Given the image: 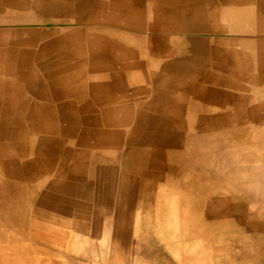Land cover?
<instances>
[{
  "label": "rangeland",
  "instance_id": "1",
  "mask_svg": "<svg viewBox=\"0 0 264 264\" xmlns=\"http://www.w3.org/2000/svg\"><path fill=\"white\" fill-rule=\"evenodd\" d=\"M99 1L0 0V244L41 236L44 254L85 236L63 264L118 263L111 250L121 264H264V158L249 152L264 143V0H182L163 28L143 17L142 34L113 35L91 22ZM107 34L143 73H95L118 54L99 50ZM147 37L162 55H145Z\"/></svg>",
  "mask_w": 264,
  "mask_h": 264
},
{
  "label": "bare ground",
  "instance_id": "2",
  "mask_svg": "<svg viewBox=\"0 0 264 264\" xmlns=\"http://www.w3.org/2000/svg\"><path fill=\"white\" fill-rule=\"evenodd\" d=\"M182 2V0H153V3L151 4L150 7H148V10L146 9V12L148 11V15H146L145 13H142V12H139V13H136L137 12V9H134L131 5H122L120 4V1L119 0H101L99 1L98 3H96L94 5L95 10H94V14L93 16L91 17V22H96V23H106L108 25H111V26H116V27H119L121 29H124V30H118V29H114L112 28L113 30L109 32V34L113 35L114 32L116 31H120L121 33L124 32V31H129V32H132L134 31V29H142V32L139 33V34H142L143 33V29H145V25L144 24H147V23H144L141 21V18L145 17L149 20H151L152 18H155L157 21L156 23H158L157 27H160V28H163L162 26V23H163V20H164V16L165 15H172L171 17L174 18L175 14H176V11L178 10L179 8V2ZM199 1V0H198ZM203 0H201V3ZM234 1V0H233ZM258 2V0H257ZM220 3V2H219ZM227 3V2H226ZM244 3V2H243ZM183 4V3H182ZM224 4V3H223ZM231 4V3H229ZM234 4V3H233ZM263 4V3H261ZM260 4V5H261ZM244 5V4H243ZM243 5H240L241 7ZM250 5V4H249ZM253 5V4H251ZM256 5V3L254 4ZM184 6V5H182ZM215 6V5H213ZM236 6V5H235ZM262 6V5H261ZM144 7V6H143ZM238 7V6H237ZM247 7V6H246ZM249 7V6H248ZM251 7V6H250ZM249 7V8H250ZM228 8H230L228 6ZM239 8V7H238ZM231 9V8H230ZM145 10V9H144ZM244 10H242V13H243ZM255 12V11H254ZM256 12H259L256 10ZM233 13V12H232ZM231 13V14H232ZM237 13V12H236ZM247 13V12H245ZM260 13V12H259ZM222 14V13H221ZM224 14V13H223ZM228 14V13H227ZM235 14V13H234ZM146 15V16H145ZM248 15V14H247ZM124 16V17H123ZM233 16V15H232ZM241 16V15H240ZM166 17V16H165ZM170 17V16H169ZM230 17V16H229ZM143 18V19H145ZM213 18H216V17H213ZM234 18V17H233ZM238 18V17H235V19ZM241 19L242 16L240 17ZM254 18H255V14H254ZM217 19V18H216ZM241 19H238V20H241ZM231 20H232V17H231ZM236 20V21H238ZM218 21H220L218 19ZM242 21V20H241ZM244 21V20H243ZM255 21V20H254ZM119 22H121V25L119 24ZM234 24L236 22H233ZM238 23V22H237ZM243 23V22H242ZM241 23V24H242ZM245 23V22H244ZM206 24V22H205ZM240 24V23H239ZM230 25V24H229ZM228 25V26H229ZM93 26V25H92ZM95 26V25H94ZM104 26V25H102ZM149 28L153 27V25L151 24H148ZM239 26V25H236V27ZM241 26V25H240ZM244 26V25H243ZM242 27V26H241ZM100 28V27H99ZM230 29V28H229ZM100 30V29H99ZM232 30V29H231ZM229 30V31H231ZM104 31V30H103ZM102 31V32H103ZM255 31H256V28H255ZM101 32V33H102ZM107 32V31H106ZM119 32V33H120ZM138 32V31H136ZM257 32V31H256ZM86 33V32H85ZM89 33V32H88ZM126 33V32H125ZM106 34V33H105ZM117 34V33H116ZM130 34V33H129ZM109 35V36H110ZM125 35V34H123ZM255 35V34H254ZM107 35H102L100 36V39H99V50L100 49H103L102 51H105L107 48L109 49L110 47L113 49H117L118 51V54L116 56H110L109 54L107 53H99V61L98 63L100 64L99 66H101V68H99L98 70H96L97 72L95 73H101V74H106V73H109L110 71H113L115 70L117 73L119 74H128V73H134V74H139V73H143V68H145L146 64L145 62H143L140 57H138L141 61H135L134 62H128L129 59H131V56L130 54L127 55V57H125V53L123 52V49H122V46L121 45H117V43L112 40L110 37ZM131 35H128V37H130ZM141 37V36H140ZM260 37V36H259ZM264 37V36H263ZM113 38V37H112ZM125 38L126 40V37H122L121 39ZM135 37H133V40L131 41H135L134 40ZM143 38V37H141ZM120 39V40H121ZM132 39V38H130ZM138 39V38H136ZM140 39V38H139ZM144 40V39H143ZM147 40H148V44L146 45V42H141L139 43L141 46H140V49L144 51L145 55H149V56H155V57H159L160 55L163 54V48L161 46H158V45H150V38L147 37ZM256 40V39H255ZM117 41V40H116ZM140 41V40H139ZM128 42V40H127ZM85 43V42H84ZM125 43V42H124ZM123 44V43H122ZM126 46V45H125ZM132 46V45H131ZM256 46V44H255ZM127 48V47H126ZM232 48V47H231ZM128 49V48H127ZM240 49V48H239ZM249 50V49H248ZM130 51V50H129ZM132 51V50H131ZM240 51V50H239ZM133 52V51H132ZM87 53V52H86ZM134 53V52H133ZM234 53H235V50H234ZM236 53H239V52H236ZM141 54V53H140ZM246 54V53H245ZM135 55V53H134ZM227 55V54H226ZM255 55V54H254ZM143 56V55H142ZM87 57V55H86ZM136 57V56H135ZM234 57V56H233ZM248 57V55H247ZM245 57V58H247ZM142 58V57H141ZM252 58L254 59V57L252 56ZM256 58V57H255ZM233 59V58H232ZM252 60V59H250ZM249 60V61H250ZM257 60V58H256ZM262 60H264V52L261 54L260 58H259V61L260 63H262ZM105 62V64L103 65V62ZM254 61V60H253ZM252 61V62H253ZM243 62V61H242ZM247 62V61H246ZM251 62V63H252ZM152 63V62H151ZM235 63H238L235 61ZM254 64V63H253ZM115 65H118V66H115ZM241 65V64H240ZM248 65V64H247ZM232 67V66H231ZM237 67V66H236ZM152 68V67H150ZM161 72H165L167 71L168 69H170V64L168 62H163L162 63V66H161ZM254 68V66H253ZM153 69H154V66H153ZM160 69V68H159ZM237 69V68H236ZM244 69V68H243ZM242 70V69H240ZM244 71V70H243ZM245 71H248V70H245ZM250 71V70H249ZM254 71V70H253ZM151 76L153 75V77L156 75V70H149L148 72ZM250 73V72H249ZM256 73V72H254ZM155 74V75H154ZM163 74V73H162ZM228 77V76H227ZM155 83L159 80V76H156L153 78ZM264 82V81H263ZM245 83V82H244ZM258 84V83H257ZM256 84V85H257ZM245 85V84H244ZM259 86V85H258ZM255 87H253L254 89ZM262 88V87H261ZM260 89V88H259ZM264 89V88H263ZM229 90V89H228ZM234 91V90H233ZM253 91V90H252ZM259 91V90H258ZM211 92V91H210ZM228 92V91H227ZM256 92V91H255ZM239 95V94H238ZM203 96V94H202ZM243 96V95H241ZM203 98V97H202ZM241 102V101H240ZM249 102V101H248ZM228 103V102H226ZM229 104V103H228ZM245 105V104H244ZM256 105V104H255ZM247 106V105H246ZM262 106V105H261ZM228 107V105H227ZM249 107V106H248ZM231 108V107H230ZM230 110V109H229ZM233 111V109H232ZM233 117L234 119H236V121H240L241 118H247V114H243V113H238V112H235L233 114ZM245 119H242V120H245ZM226 120V119H225ZM253 120V119H252ZM230 121V119H229ZM232 121V120H231ZM235 121V122H236ZM233 122V121H232ZM252 123V122H251ZM250 123V124H251ZM254 124V123H253ZM263 124V123H262ZM258 125V124H257ZM256 126V125H255ZM254 126V127H255ZM252 127V126H251ZM250 127V128H251ZM246 128V127H244ZM252 129V128H251ZM263 130V129H262ZM237 131V130H236ZM258 131V130H257ZM256 131V133H257ZM261 131V130H260ZM240 132V131H239ZM253 132V131H252ZM246 133V132H245ZM239 135L242 134V133H238ZM255 136V135H254ZM249 137V136H248ZM247 137V138H248ZM253 139V138H252ZM251 139V140H252ZM256 142V141H255ZM254 143V141H253ZM254 146V145H253ZM256 146V144H255ZM252 148V146H251ZM250 154L254 155V156H260L261 158H264V143L262 144H258L255 148V150L253 151H250ZM242 186H244V183L243 182H239ZM241 185H238L240 187H242ZM243 191H245L243 188H241ZM246 192V191H245ZM106 195V194H105ZM133 196V195H132ZM108 197V195H107ZM106 197V198H107ZM106 200V199H105ZM110 202V200H109ZM107 203V201H106ZM105 203V204H106ZM123 204V203H122ZM121 204V205H122ZM125 205V203H124ZM123 205V206H124ZM131 206V205H130ZM122 207V206H121ZM122 212V210H121ZM120 212V213H121ZM123 214V212L121 213Z\"/></svg>",
  "mask_w": 264,
  "mask_h": 264
},
{
  "label": "crops",
  "instance_id": "3",
  "mask_svg": "<svg viewBox=\"0 0 264 264\" xmlns=\"http://www.w3.org/2000/svg\"><path fill=\"white\" fill-rule=\"evenodd\" d=\"M250 93H253V92L252 91L248 92L247 97L250 100L254 101L253 98L250 97ZM186 95L187 94H185V93H181V95H179V96H182V98H183V102H184L183 106L186 103V101H185ZM172 103L166 104L164 106V108L165 107L166 108H172ZM163 111H164V109H163ZM137 177H138L137 174L133 175V179H137ZM104 189H106V193L111 192V189L106 185H104L102 187L98 186V188H97L98 193L96 196H94L97 199V202H96L97 204L104 205V203H103L104 199H105V196L103 195ZM121 189H122V185L119 187V190H118V196L119 197H120V194L122 192ZM119 197H118V200L116 202L119 203V207H120L121 200H119ZM88 200L90 202L92 200V198H90V199L88 198ZM110 202L112 203V199ZM113 202H115V200ZM104 208H109V207L104 206ZM117 215H119V217H121L120 213ZM36 231H37V233H34V235L39 236L40 235L39 228H37ZM35 239H36V246L37 247L34 246V248L32 250H23L24 248H22L20 246V242H17L16 244L13 245V248H11L9 246V240L10 239L8 237L2 238V240H1L2 243L0 244V264H63L62 258L74 257L77 255L82 257V256H85V253H86V250H85L86 248L84 247L85 245L83 244V242H87V238L85 236H83V237L82 236L81 237L76 236L74 238V239H76V241L82 242V247L84 249L82 248L79 250H74L73 248L72 249L67 248L65 250V252L58 251L55 249H49V250H45L44 254L42 253V250L40 249V247L42 248V246H46V245H42V243H41L43 238L41 236H39V237H36ZM3 242H5L6 244H4ZM27 249H29V248H27ZM77 251H80L81 254L75 255L74 253ZM87 251H90V249H88ZM109 252L111 254H109V255L106 254L104 256L105 257L111 256V257H115V258L117 257L115 259V261H117L118 263H115V264H121V259H119L121 254H119V252H116L113 250H111ZM101 254H103V253H101ZM65 261H67V260H65ZM103 262H105V260H103ZM68 264H74L73 259H72V263L69 262Z\"/></svg>",
  "mask_w": 264,
  "mask_h": 264
}]
</instances>
